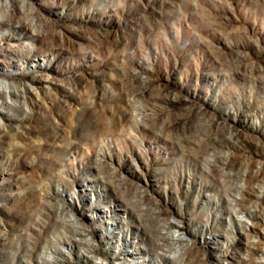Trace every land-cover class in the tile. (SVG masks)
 <instances>
[{"label":"rangeland","instance_id":"obj_1","mask_svg":"<svg viewBox=\"0 0 264 264\" xmlns=\"http://www.w3.org/2000/svg\"><path fill=\"white\" fill-rule=\"evenodd\" d=\"M0 264H264V0H0Z\"/></svg>","mask_w":264,"mask_h":264},{"label":"bare ground","instance_id":"obj_2","mask_svg":"<svg viewBox=\"0 0 264 264\" xmlns=\"http://www.w3.org/2000/svg\"><path fill=\"white\" fill-rule=\"evenodd\" d=\"M13 91H15V90H13ZM18 94V93H17Z\"/></svg>","mask_w":264,"mask_h":264}]
</instances>
